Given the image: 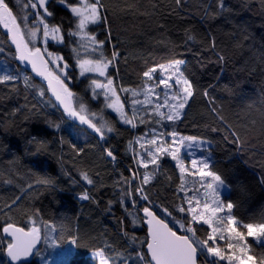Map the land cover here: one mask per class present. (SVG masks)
Masks as SVG:
<instances>
[{"label": "snow or ice", "instance_id": "1", "mask_svg": "<svg viewBox=\"0 0 264 264\" xmlns=\"http://www.w3.org/2000/svg\"><path fill=\"white\" fill-rule=\"evenodd\" d=\"M182 3L175 0L177 6ZM261 4L264 7V0ZM18 6L19 0L15 4L0 0V27L8 37L6 47L0 46V54L10 52L19 66L0 76V84L17 85L22 77L24 90L31 89L38 104L51 108L50 115L58 112V119L70 122L62 129L56 120H47L48 127L57 132L67 130L73 139L65 140L60 135L50 141L31 134L26 138V144L34 146V151L26 148V154L50 156L59 167V175L47 169H30L26 190L6 202V211L0 215L7 216L19 208L27 192L43 189L52 196L50 203L59 205L56 193L71 191L80 201L112 215L118 237L91 239L90 234H82V213L72 218L62 216L57 223L36 209L22 226L11 216L0 225V250L7 258L4 264H29V257L41 256V244L52 249L68 245L62 253L64 259L57 264H70L71 257L82 249L91 258L82 264H95L96 258L98 264H264V253L255 255L248 243V238L264 243V211L260 222H245L238 217L235 209L241 204L223 196L226 189L231 191V184L214 167L212 140L179 131L178 122L187 119L198 98H205L211 104L209 115L219 122L208 130L227 133L224 141L230 139L233 146L239 143L240 151L244 146L240 132L217 111L215 99L207 88L199 86L178 51L181 46L187 51L188 43L197 37L185 29L182 44L160 39L157 43L171 55L151 64L145 60L138 72L139 82L126 85L120 66L122 62L127 65V57L119 50L118 38L117 43H111L109 14L116 13L105 0H28L23 17L15 11ZM119 10L152 15L130 2ZM231 11L225 0H215L214 5L204 7L202 19L215 20ZM158 28L163 30L165 25ZM199 43L216 56L217 62L226 61V56L217 51L214 34L208 32ZM195 52L198 56L205 54L200 49ZM101 104L99 112L93 110ZM110 114L116 119H109ZM85 132L90 139L82 146L77 141ZM114 138L124 139L123 152L113 144ZM89 148H98L101 158L113 167V191L107 195L101 172L87 166ZM185 149L187 158L182 154ZM165 158L174 162L176 179L165 172ZM257 183L264 187V174ZM161 188L171 190L180 202L157 203ZM241 192L246 194V189L241 188ZM114 207L120 208L123 219L115 217ZM137 217L145 230L142 240L132 235L138 230ZM103 235L107 237V233ZM44 264L53 262L45 258Z\"/></svg>", "mask_w": 264, "mask_h": 264}, {"label": "trees", "instance_id": "2", "mask_svg": "<svg viewBox=\"0 0 264 264\" xmlns=\"http://www.w3.org/2000/svg\"><path fill=\"white\" fill-rule=\"evenodd\" d=\"M12 2L15 4L16 0ZM105 2L116 13L109 14L112 21L111 43H117L118 38L119 50L127 57V65L122 62L120 66L126 85H135L139 82L138 72L145 60L151 64L171 55L157 43L160 39L167 38L182 44L185 29L197 37L195 42L188 43L187 51L183 46L178 51L183 54L182 58L187 61L188 71L194 73L199 86L207 88L210 96L215 99L217 111L224 116L227 123L240 132L244 146L240 151L239 143L233 146L230 139L228 142L224 141L222 137L227 133H211L208 130L210 125H218L219 122L209 115L211 104L207 103L205 98H198L192 105L187 119L183 123L178 122L179 131L184 135H197L212 140L210 151L215 162L214 167L231 184V191L225 190L223 196L241 204L235 211L245 222H260V213L264 211V187L257 183L258 178L264 174V121H262L264 7L261 0H225L227 7L232 11L225 12L215 20L202 19L204 7L208 4L214 5L215 0H183L181 6H177L175 0H105ZM129 2L138 5L140 11L147 10L152 15L141 16L138 13L134 15L119 10ZM27 3L28 0H19V6L15 11L20 17L26 14ZM160 24L165 25L163 30L158 28ZM208 32L214 34L217 51L226 56V61L217 62L216 56L206 52L199 43ZM7 40L5 30L0 27V46L6 47ZM109 48L111 49V44ZM196 49L204 51L205 54L198 56ZM63 51L65 55L68 54L67 49ZM18 67L10 52L0 54V72L14 71ZM36 83H40L39 78ZM33 105H36L35 110ZM102 107L103 104L93 106V110L99 112V108ZM17 108L22 111L17 112ZM52 111L51 108L37 103L31 89L24 90L22 77L17 85L0 84V213L6 211V202H11L15 196L23 194L26 190L30 169L35 171L47 169L52 174L59 175V167L50 156L31 155L25 152L26 148L34 151V146L26 144V138L30 134L44 136L50 141L58 139L60 135H63L65 140L73 139L67 130L57 132L54 127H48L47 120H56L62 129H66L70 123L58 119L60 116L58 112L54 116L50 115ZM108 118L116 119L114 114H110ZM116 126L124 132L121 125ZM124 136L127 137L128 133L124 132ZM88 139L90 137L85 132L77 142L83 146ZM112 142L121 152L124 151L123 138H114ZM49 147L59 148L58 145ZM64 152H69L67 145L64 146ZM56 154L59 155L58 150ZM86 160L88 167L101 172L103 181L108 186L106 195L111 193L115 179L112 165L101 158L98 148H89ZM173 164L170 158L164 159L165 172L176 179L178 170L173 168ZM8 180L11 183H6ZM161 183H164L163 176ZM65 187L68 185L65 184ZM241 188L246 189V194L241 192ZM152 191L155 192L156 189ZM56 199L60 201L59 205L50 203L52 196L43 189L27 192L19 208H14L7 216H11L13 222L22 226L36 209H40L46 219L57 223L62 216L72 218L74 214L82 213L80 222L82 234H90L91 239L98 237L117 239L118 229L112 215H107L88 202L80 201L71 191L56 193ZM153 199L157 200L155 196ZM161 200L169 205L180 202L179 197L174 196L171 190L165 192L163 188L161 199L157 200V203H161ZM130 211L135 214V209ZM114 215L123 219L120 208L114 207ZM7 216L0 215V225ZM72 224L75 225L74 219ZM136 226L138 230L132 235L142 240L145 230L142 229L138 217ZM128 228L131 231L132 225L129 224ZM104 233H107V237L103 235ZM248 243L255 255L264 253V243H257L253 238H248ZM66 246L67 244L63 248L52 249L41 244L39 250L41 256L31 259L29 264H44L45 258H54ZM6 259L0 250V264H4ZM89 259L91 258L82 249L79 255L71 257L70 264H82Z\"/></svg>", "mask_w": 264, "mask_h": 264}, {"label": "rangeland", "instance_id": "3", "mask_svg": "<svg viewBox=\"0 0 264 264\" xmlns=\"http://www.w3.org/2000/svg\"><path fill=\"white\" fill-rule=\"evenodd\" d=\"M82 51H83V50H81V52H82ZM5 72H6V71H1V72H0V76H2ZM205 147H207V145H205ZM182 154L185 155V157L187 158V155H186V154H187V149L183 150V151H182ZM197 154H199V153H197ZM188 179L191 180V178H188ZM226 190H227V189H226ZM67 247H68V245H67L65 248H67ZM65 248H64V249H65ZM64 249H62L60 253L58 252L59 254L56 255L54 258H47V260L52 261L53 264H57L58 261L64 259L63 255H62ZM40 258H42V257H40ZM42 259H43V258H42ZM97 261H98V258H96V262H97Z\"/></svg>", "mask_w": 264, "mask_h": 264}, {"label": "water", "instance_id": "4", "mask_svg": "<svg viewBox=\"0 0 264 264\" xmlns=\"http://www.w3.org/2000/svg\"><path fill=\"white\" fill-rule=\"evenodd\" d=\"M40 247H41V245H38V249L40 250ZM36 257V255H33V256H31V257H29L28 258V261H30L31 259H33V258H35Z\"/></svg>", "mask_w": 264, "mask_h": 264}, {"label": "crops", "instance_id": "5", "mask_svg": "<svg viewBox=\"0 0 264 264\" xmlns=\"http://www.w3.org/2000/svg\"><path fill=\"white\" fill-rule=\"evenodd\" d=\"M97 264H98V261H97Z\"/></svg>", "mask_w": 264, "mask_h": 264}]
</instances>
